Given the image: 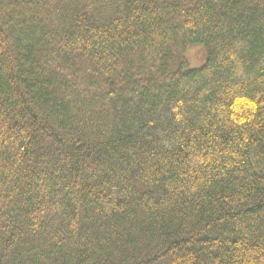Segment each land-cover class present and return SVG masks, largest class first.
Returning a JSON list of instances; mask_svg holds the SVG:
<instances>
[{
  "label": "trees",
  "instance_id": "trees-1",
  "mask_svg": "<svg viewBox=\"0 0 264 264\" xmlns=\"http://www.w3.org/2000/svg\"><path fill=\"white\" fill-rule=\"evenodd\" d=\"M0 264H264V0H0Z\"/></svg>",
  "mask_w": 264,
  "mask_h": 264
},
{
  "label": "rangeland",
  "instance_id": "rangeland-1",
  "mask_svg": "<svg viewBox=\"0 0 264 264\" xmlns=\"http://www.w3.org/2000/svg\"><path fill=\"white\" fill-rule=\"evenodd\" d=\"M189 68H200L207 60V49L204 45H191L186 51Z\"/></svg>",
  "mask_w": 264,
  "mask_h": 264
}]
</instances>
